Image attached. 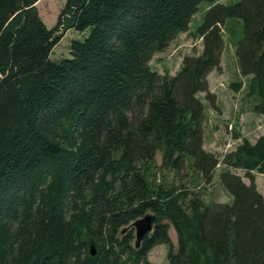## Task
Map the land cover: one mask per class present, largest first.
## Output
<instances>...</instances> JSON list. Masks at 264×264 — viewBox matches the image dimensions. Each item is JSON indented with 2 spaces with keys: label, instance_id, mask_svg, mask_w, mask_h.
I'll return each instance as SVG.
<instances>
[{
  "label": "trees",
  "instance_id": "trees-1",
  "mask_svg": "<svg viewBox=\"0 0 264 264\" xmlns=\"http://www.w3.org/2000/svg\"><path fill=\"white\" fill-rule=\"evenodd\" d=\"M38 2L0 0V264H153L158 244L170 245L169 264H264L254 175L264 174V134L223 157L232 202L158 177L190 160L214 178L219 158L203 146L198 94L216 106L208 75L230 19L253 110L264 114V0H66L52 28ZM203 2L202 52L185 55L175 75L153 69V55L189 30ZM69 29L88 34L71 41V58L52 60ZM149 211L154 230L137 246L133 223ZM162 219L174 224L177 250Z\"/></svg>",
  "mask_w": 264,
  "mask_h": 264
},
{
  "label": "rangeland",
  "instance_id": "rangeland-1",
  "mask_svg": "<svg viewBox=\"0 0 264 264\" xmlns=\"http://www.w3.org/2000/svg\"><path fill=\"white\" fill-rule=\"evenodd\" d=\"M237 1L240 0H219L224 4H233ZM65 3L66 0H39L37 3L39 14L49 28L56 26ZM209 5L210 3L203 2L192 17L189 30L180 33L167 49L153 55L150 61L153 69L161 74L175 75L180 70L185 55L202 52L203 39L197 34V29L204 21ZM232 20H229V25ZM226 25H223L225 45L222 49L220 65L208 75L210 91L216 95V106H211L206 99L205 92L198 94L205 106L203 146L219 158L214 178L211 182H206L191 166L190 160H187L179 170L163 168L158 174L161 179L183 185L200 194L207 202H232V196L221 183V174L226 169L223 157L226 153L234 150L244 138L255 142L260 135L264 134V114L256 113L253 110L254 98L248 96L250 77H246L240 72L235 41L232 40V35ZM229 25H227L228 28ZM59 32L62 31L59 30ZM87 34L88 30L84 32L75 29L67 30L63 38L54 46L50 58L52 60L71 58V41L83 39ZM237 82H241L239 90L231 86L232 83ZM156 161L159 166L163 165L162 153L156 154ZM232 171L241 175L245 182L250 183L244 170L232 169ZM254 175L257 188L264 195V174L254 171ZM148 213L154 214L152 211ZM161 221L169 223L171 244L177 250L178 236L174 224L168 219ZM169 250V244H158L150 251L149 260L153 264H169Z\"/></svg>",
  "mask_w": 264,
  "mask_h": 264
},
{
  "label": "water",
  "instance_id": "water-1",
  "mask_svg": "<svg viewBox=\"0 0 264 264\" xmlns=\"http://www.w3.org/2000/svg\"><path fill=\"white\" fill-rule=\"evenodd\" d=\"M264 32V25H263ZM156 215L147 213L143 217L134 221L133 226L136 229V245L139 246L142 240L149 236L155 227ZM90 253L95 255L97 253L96 246L92 243L90 244Z\"/></svg>",
  "mask_w": 264,
  "mask_h": 264
}]
</instances>
